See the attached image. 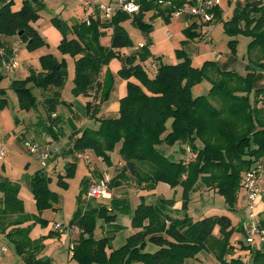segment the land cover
I'll use <instances>...</instances> for the list:
<instances>
[{
  "label": "trees",
  "instance_id": "trees-1",
  "mask_svg": "<svg viewBox=\"0 0 264 264\" xmlns=\"http://www.w3.org/2000/svg\"><path fill=\"white\" fill-rule=\"evenodd\" d=\"M138 14H116L111 20L90 19L68 26L55 18L51 22L62 39L57 47L61 55L74 59L72 93L75 96L94 94V102L109 99L113 78L106 72L101 82V71L111 57H119L118 49L132 45L123 22L145 32L150 29L144 21L145 14L154 12L168 23L172 14L180 9L184 0H137ZM13 0H0V48L5 37L17 38L29 52L47 44L30 23L39 16L41 6L36 0H25L17 12L12 11ZM215 20L220 9L214 10ZM201 26L202 24H198ZM194 21L184 35L188 39L201 38L194 31ZM224 33L233 38L243 35L250 39L247 45L246 75L219 67L205 61L201 67H193L184 51H176L178 63L161 64L153 78L144 68L135 65V56L124 58L118 75L136 82L127 83L126 95L119 100L116 117H97L96 108L88 101L86 113L98 123L96 130L83 129L69 136L68 154L92 152L107 166L112 165L110 154L117 151L119 170L107 182L108 189L133 184L139 191H151L158 184L171 189H182L181 217L170 213L174 206L171 199L147 204L144 197L134 209L131 219L133 234L124 245L114 249L111 238L96 239L94 231L99 221L113 223L118 213L128 209L127 198L112 197L108 205L94 206L79 203L68 228L79 232L73 240L71 259L75 264H185L187 260L200 261L201 254L214 259L217 264H264V243L259 248L238 245V225L234 226L227 215H211L193 220L186 213L191 193L199 189L214 191L221 196L228 210H234L237 196L243 188V175L258 165L264 166V91L257 87L264 73V2L244 0L238 3L233 17L223 22ZM107 29H112L110 48L100 43ZM70 36V37H69ZM231 49L236 40H230ZM40 70L31 71L22 80L11 82L10 89L18 96L19 109L30 111L36 108L37 98L33 88L47 90L60 88L67 74V63L53 55L40 57ZM11 72V71H10ZM261 73V74H260ZM0 75V83L2 81ZM210 84L207 96H195L193 88L201 81ZM263 95L258 100V96ZM47 96L50 106L48 118L54 114L56 96ZM261 103L262 106L257 105ZM7 105L6 92L0 88V111ZM58 121V118L52 122ZM181 145L180 158H174L175 145ZM177 147V146H175ZM76 163L64 165V174H58L56 183L68 188L74 176ZM51 177L43 169L31 175L27 186L30 190L36 214H26L19 198L21 186L5 177H0V233L13 245L14 252L25 264H50L47 258L39 257L42 242L53 236L32 240L31 228L48 221L42 219L45 210H56L59 195L49 188ZM89 179L82 180V191L86 195ZM100 224L102 228L103 225ZM264 229V219L259 218ZM55 225V224H54ZM54 227V226H53ZM241 231V230H240ZM242 232V231H241ZM157 249L147 252V245ZM236 250L246 251L251 263L245 262ZM236 252V253H235ZM230 253L237 254L229 256ZM246 255V254H245Z\"/></svg>",
  "mask_w": 264,
  "mask_h": 264
},
{
  "label": "rangeland",
  "instance_id": "rangeland-1",
  "mask_svg": "<svg viewBox=\"0 0 264 264\" xmlns=\"http://www.w3.org/2000/svg\"><path fill=\"white\" fill-rule=\"evenodd\" d=\"M237 2L233 0H221V3L219 5L221 18L220 20H215L212 22L211 25L205 26L203 29L207 31V35L210 38L208 41H199L196 40L198 38L194 39H188L184 35L183 30L188 27V22L185 19L186 17L184 15H180L177 17L173 22L171 23H164L160 20L158 21H152V24L154 25V32L149 34V30L142 32L132 26L130 22H127L124 24L125 29L127 30V34L129 38L132 40L131 42L134 43V45L139 44L138 46H148V49L141 50L140 52L133 53L129 55L130 51L129 49L132 48L133 44L129 47L124 48V52H122V55L119 57H111L108 65H106V68H109L110 62H113V65H118V70L121 65V61H124V58L129 56H135V62L138 61L139 64L144 67L145 72L147 73V76L149 78H153L154 71L156 70L157 66L162 63L165 65V63H172L175 60L174 53L176 51H184L188 57L191 59L192 63L196 67L202 66V64L205 61H212L219 65V67L223 69H227L228 71H233L236 74L240 76L246 75V65L249 63L248 57H247V45L250 41L249 38L243 36V35H237L233 38L227 36L223 31V22L230 20L237 7ZM53 13H57V11H54ZM58 15V14H56ZM61 21H67L69 19L68 13H63L60 15ZM196 22L197 24H200V22L196 20H192V22ZM157 23V24H156ZM50 24L52 22L50 21ZM53 25V24H52ZM51 25V26H52ZM208 29V30H207ZM199 31V30H198ZM166 32H169L171 37L167 38ZM203 36V35H201ZM110 36L108 34H103L100 38L101 44L105 48H110ZM236 40V47L234 49H231L229 46L230 40ZM174 46V48H172ZM174 49L171 53H169V49ZM37 50V49H36ZM129 50V51H128ZM58 51V50H57ZM1 52L3 50L1 49ZM59 52V51H58ZM5 53V52H4ZM24 53V52H23ZM5 54H0V57L4 58ZM67 56V72H69L70 67L72 66V63L74 62L73 59L68 55H62ZM158 56L161 57L162 61L160 62V59ZM128 57V56H127ZM20 60V59H19ZM22 61V60H21ZM24 61V60H23ZM2 65L3 68H0V72H3L6 70L5 60L2 59ZM156 63L151 67L152 63ZM20 64V61H19ZM151 67V68H150ZM159 67V66H158ZM107 72V70H106ZM105 72V73H106ZM116 73H114L115 76H117ZM9 74L12 76L13 79H22V75L20 74L19 67L16 70H13L9 72ZM261 74V73H260ZM263 79L259 82L257 87H261L264 91V73L261 74ZM117 79L113 78V86L116 87L113 90L110 91V95H112L114 92H116L119 89L120 82H125V94L127 92V83L128 81L126 78L118 75L116 77ZM73 83L69 79L68 75L66 74V78L64 80L63 85L60 88L56 89V102L54 104V109L56 112L60 114L63 118V124H70L71 121H73L72 116L67 117L65 115V109L67 106L75 105V109L79 114H82L85 110V106L87 104V100L91 101V103L94 104H101L100 98H97V102H94V93L90 92L89 96H75L72 93ZM193 94L198 96H207L210 91V84L207 81H201L193 88ZM33 94L36 96L37 99V106L36 108L30 110L29 112H24L21 109H19V100L16 93L7 88L6 92V99H7V105L6 107L1 111L0 113V145L3 146L5 151V157L3 159H0V177H5L9 180L16 181L21 186V191L19 193V197L23 201L24 211L26 214H36V208L34 205L33 197L28 189L27 183L31 177L36 171H39L40 169H43L40 160L37 156L30 155L25 143L30 142L31 139L27 138L28 141H25L22 143L20 140L21 134L26 132V124L28 123V120L32 118L30 117L33 112L38 114L39 110H46V106H44V103L42 100L44 98L46 99L47 96L52 97L51 95H40L39 92H44L45 90L39 89V88H33L32 89ZM54 94V95H55ZM263 95L258 96V100L262 98ZM89 98V99H88ZM79 99V100H78ZM85 99V102L84 100ZM87 99V100H86ZM73 100H78V102H74ZM67 102V103H65ZM83 102V105H80V103ZM80 106V107H79ZM258 107L262 106L261 103L257 105ZM29 113V114H27ZM4 116H6L5 122H4ZM60 125V123L58 124ZM84 128H91L92 126L90 123H87V126H83ZM5 131V133H4ZM8 134L7 137L9 139L5 140L4 137ZM31 134V132H30ZM65 134V133H62ZM36 141H40L39 137L36 135H32ZM63 137V138H62ZM58 136L59 142L55 143V146L58 148V153L54 154V158L57 159L55 163L57 164V167L53 170V163L51 164V160L48 161L47 167L44 168V171H47V175L51 177V181L49 184V188L56 192L59 195V203L55 205L57 208L56 210H45L41 213V218L48 221V224L45 226H42L40 224H36L31 228V231L29 233V237L32 240L39 239L42 237H47L48 232L51 231L54 224L59 225H69L70 221L72 220L74 212L78 208V204L81 202L83 204L87 203V199L85 197L84 192L82 191V180H86L89 178L91 173L88 172L86 165L84 164L83 160L80 158L79 160L72 156H65L66 147L64 146V140L66 139V136ZM3 138V139H2ZM64 140H60V139ZM37 144V143H36ZM177 146V147H175ZM175 150H178L176 153H172L174 158H180L182 153L179 152L181 145H175ZM65 156V157H64ZM116 155H113V169L111 171L103 170L106 168L105 164L102 163L97 157L92 155L90 159V167L93 169V177L92 182L96 180H101L104 175L106 174L110 179H113V177L118 173L119 170V160L116 161L115 157ZM77 161L76 167H75V173L72 178L69 180H66L68 183V188L66 190L61 189L57 183V175L62 173L64 174V165L67 163H73ZM264 160V159H263ZM103 168V169H102ZM114 171V172H113ZM106 172V173H104ZM89 186L92 184L91 181H89ZM128 195V209L126 212L118 213L116 217V224L118 226L123 225H129V219L127 218L128 214H133L134 209L136 206L140 203L141 197H144V201H146L147 204L149 203H158L161 199H171L174 200V202L182 201V189L180 187H177L176 189H171L165 184H158L153 190L151 191H139L138 188L133 187V184L131 183H122L121 187L114 188L112 190V197L116 196H122V195ZM189 197L192 198V203L188 205V210L192 212V214H196V216H200L201 213L204 211L210 212V215H227L231 218L232 223L234 226L238 225L241 221L246 220L249 218L251 214V210L248 207L247 200L245 199V192L244 190H240L237 201L234 207V210H228L227 205L225 204L223 198L219 195H217L214 191L211 190H205V189H199L198 191H195L190 194ZM111 198V197H110ZM191 201V200H190ZM261 201H264L263 199H258L256 202V208H254L253 213H258L257 207H259V203ZM101 203L100 200H94L91 199L89 201V204L91 206H94V204ZM180 212L182 214L185 213V211L182 209V204L180 205ZM179 212V213H180ZM173 215L177 213V211H173ZM187 213V210H186ZM261 214V215H260ZM264 211L257 214L258 219H263ZM199 218V217H198ZM102 224L101 221L98 222V226H96V230L102 231V228L99 227V225ZM112 224V223H111ZM103 225V224H102ZM106 225V224H104ZM103 225V226H104ZM237 232V238L240 243L238 245H248L246 242V235L240 231V228ZM94 231V232H95ZM99 231V232H100ZM95 237L99 238V234L95 232ZM129 235L127 231L117 232L116 236L113 240H111V246L113 248H118L124 245L126 241V237ZM0 240L3 243L4 246H6L9 254L13 251V247L10 244V242L7 241L5 237H2L0 235ZM46 239H49L46 238ZM51 244V243H50ZM48 247V246H47ZM253 248H259L257 241L254 245H252ZM52 247H48L45 251L47 254H50ZM157 248L155 246H152L151 244L147 245L146 251L147 252H154ZM237 253L246 252V251H239L236 250ZM235 252V253H236ZM14 253L12 252V255ZM15 257V255H13ZM242 259L247 262L251 263V256L248 254H241ZM65 262L69 264H75L74 261L70 260V254L67 252V257H65ZM140 264V263H135ZM185 264H217L214 259L211 257H208L205 254H201L200 261L197 260H187Z\"/></svg>",
  "mask_w": 264,
  "mask_h": 264
},
{
  "label": "crops",
  "instance_id": "crops-1",
  "mask_svg": "<svg viewBox=\"0 0 264 264\" xmlns=\"http://www.w3.org/2000/svg\"><path fill=\"white\" fill-rule=\"evenodd\" d=\"M24 1L25 0H13L12 11L13 12L19 11V9L21 8L22 3ZM36 1L41 6V9L38 11L39 18L35 22L30 23V26L35 31H37V33L40 35V37L44 40V42L47 45L44 46V47H41V48H39L37 50H34V51L29 52V51H27L25 49L24 45L21 44L20 41L17 38H14V37H5V38L2 39V47L3 48H0V49H2L5 52L4 53L5 56H3L4 58L0 57V68H3V65H2V62H1L2 59H4L5 61H7L12 56V52L15 51L17 53L18 61H20L19 70H20V74L23 76L22 79H24L27 76H29V74H30V72L32 70L33 71H39L40 70V61H39V59H40V57H43L45 55L51 54L57 60L64 59L66 61V63H67V60H66L67 59V56H62L57 51V47H58V45H59V43H60V41L62 39V36L57 31V29L52 24H50V21L52 19L57 18V19L60 20L59 17H61L60 16L61 14L68 13V15L70 16L69 19L67 21H63L68 26H71L75 22H83L85 19H88V20H90V19L104 20L102 18L101 14L98 13L97 11H95L94 9L85 10L82 7V4H81V2L79 0H72V1H66V0H36ZM233 1H235L237 3H242L244 0H233ZM263 2H264V0H263ZM54 11H57V13H53ZM56 14H58V15H56ZM182 15H184V14H182ZM184 16L186 17L185 19L188 22V27H190V25L192 23H194V22H192V20L194 18H190L187 15H184ZM176 18L177 17L171 16V18H170V20H169L168 23L173 22ZM220 18L217 19V20H220ZM154 20L155 21H157V20L159 21L160 20L161 22H163V20L160 17H155V13L152 12V11L151 12H148L147 14H145L144 21L147 24H149V26H150L149 34L150 33H153L155 31L154 28H153L154 25L152 24V21H154ZM194 20H196V19H194ZM127 22H130V21H126V22H123L121 24V26L124 29H125L124 24L127 23ZM200 24H202V23H200ZM211 24H202L201 26H199L197 24V27H195L194 31L197 32V33H199V34H201V35H203V36L201 38L196 39V40H199V41H201V40L202 41H205V40L208 41V40H210V38L207 35V31L204 30L203 28L205 26H208V25H211ZM186 29H184V30H186ZM184 30H183V32H184ZM125 31L127 32L126 29H125ZM104 34H108V36H110V38H111L112 29L105 30L104 31ZM165 36L167 38H170L171 37V35H170L169 32H166V35ZM132 44H133L132 48L129 49V50H131L130 53H129V55H131L133 53H136V52H140L141 50H144V49H148V46H142V47H140V46H138L139 44L134 45L133 42H132ZM172 48H174V46ZM172 48L169 49V53H171V56H172V51H174V49H172ZM116 52H118L119 56H121L122 55V52H124V48L123 49H118ZM129 55H127V56H129ZM174 55H175V53H174ZM158 58L160 59V62H161L162 61L161 57L158 56ZM73 61H74V59H73ZM176 63H178V60L176 59V56H175L174 62H172V63H165V65H174ZM137 64H139L138 61L135 62V65H137ZM154 64H157V62L156 63L155 62L152 63L151 64V67ZM161 64L162 63H160V65ZM160 65H158V66H160ZM67 66H68V64H67ZM122 66H123V62L121 61V65H120L119 70H121ZM158 66H157V68H158ZM192 66L193 67H196L193 63H192ZM157 68H156V70H157ZM106 70H107V72H109L111 74L112 78L117 79L116 77L118 76V73H119L118 65L117 66L116 65L114 66L113 65V62H110L109 68L103 67V69L101 71V77H100L101 82L104 79V75H105ZM156 70L154 71V75L156 73ZM117 71H118V73L116 74L117 76H115L114 73H116ZM0 75L3 78L2 81H1V83H0V88L1 89H4L5 92H7V88L10 89V86H11V82L12 81H14V80H22V79H13L12 76L9 74V72L7 70H4L3 72H0ZM67 75H68L69 79L71 81H73V78H74V62L72 63V66L70 67L69 72H67ZM120 76H122V75H120ZM122 77H124V76H122ZM126 80L128 82H133V83L136 82L133 78H129V79H126ZM115 88L116 87L113 86V90ZM39 93H40V95H44V96L45 95H54L56 93V89L53 87V88L47 89L44 92H39ZM125 95H126L125 94V82L121 81L120 82V85H119V89L117 91V94H116V92H114L112 95H110V97H109V99L107 101L102 102L96 108V114H97L96 116L97 117H103V118H105V117H116L118 115L119 108H120L119 100L121 98H123ZM195 96H198V95H195ZM86 97H88V96H86ZM37 100L39 101V104H40V99H37ZM78 100H76V101L73 100V101L74 102H78ZM83 100L85 102V99H83ZM89 101H90V99H89ZM42 102L44 103V106H46V110L45 109L44 110L40 109L39 112H38V114H36L35 112H33V114L30 117H28V118H32V119L28 120V123L26 124V127H25L27 129L26 132H24V133L21 134L20 140L22 141V143H24L25 141H28L27 138H29V139H31L30 142L37 143V144H43V143H54L55 144L56 142H59L58 136L59 137L66 136V139L65 140L62 139L63 137L60 140H64V146L66 147V150H68L69 149L68 148V145H69V142H70L69 141V136L73 132H75L77 130L78 131H82L83 129H86L87 127L84 128L83 126H87V123L88 122L92 126L90 128L91 130H96L98 128V123L94 119L89 118L87 116L86 106H85V110H84V112L82 114H79L77 112V110L75 109V105L74 106H71V105L67 106V108L65 109V115L68 118L72 116L73 121H71L70 124H66V123L63 124V122H62L63 121L62 116H60V114L58 112H56L55 110H54V114L51 115V119L48 118V111H47V109L49 108L50 103L45 98H44V100H42ZM65 103H67V102H65ZM87 103H88V100H87ZM80 105H83V102H81ZM94 105L96 106V104H94ZM0 113H1V111H0ZM27 114H29V113H27ZM56 118H58V121L52 122V120L53 119H56ZM3 119H4V122H5L6 116H4ZM59 123H60V125H58ZM87 129H89V128H87ZM30 132H31V134H30ZM4 133H5V131H4ZM62 133H65V134H62ZM33 134L36 135L37 137H39V139H40L39 142L34 139V137L32 136ZM7 136H8V134L4 137L5 140L6 139L7 140L9 139V137H7ZM0 142H2V141H0ZM118 149H119V146L115 149V151L113 153L110 154V158H111V161L112 162H113V158H112L113 155H116L115 156L116 157L115 158L116 161L119 160L118 153H117ZM65 154H66L65 156H72V157H75L78 160L81 158L83 160L84 164L86 165L88 172L91 173V175L93 177V175H94L93 169L89 165L90 159H91L92 155H94L92 152L85 151V152H82V153H79V154H77V153L68 154L67 151H65ZM54 157L55 156L53 154L51 156V158H50L51 164L52 163L54 164L53 167H52L53 170H54V168L57 167V164L55 163V161L58 159V158L55 159ZM98 159L102 163H104L100 158H98ZM74 163L77 164V161L75 160ZM105 166H106V168H104V169L102 168L103 170L111 171L113 169V165L107 166L105 164ZM57 168H59V167H57ZM104 173H106V172H104ZM60 174H62V173H60ZM91 175L89 176L88 179L92 182ZM10 181L16 182V181H13V180H10ZM97 181H99V179L96 180V181H94V182H92V183H96ZM20 191H21V189H20ZM116 197L117 198H121V197L122 198H127V200L129 201L127 193H126V195L116 196ZM111 198H112V192H111ZM111 198L105 199V200H100V202H101V204L108 205L110 203ZM192 198L193 197H189V203H188V205H190L192 203ZM263 198L264 197H262L261 199H263ZM94 200H97V199H94ZM181 204H182V201H179L177 203L174 202V206L171 208L170 213L171 214H174L173 211H177V213L174 216L181 217L182 216V213L179 211L180 210L179 207H181L180 206ZM187 208H188V206H187ZM257 209H258V211H257L258 213H261V212L264 211V201H261L259 203V207H257ZM187 215L189 217H191L193 220H195V219H199V218H202V217L209 216L210 215V212L208 213V211H204L203 213H201L200 216H198V215L196 216V214H192V212L187 209ZM132 216H133V214H132ZM132 216H131V214H128L127 215V218L129 219V222H130V224L128 226L127 225H123V224H122V226H118L116 224V219H115V221L112 224L110 223V224L104 225L102 227V231L96 230L95 232H97L99 234V236H100L99 238H101V237H107V238H111V240H113L114 237L116 236V233L117 232L120 233L122 231H127L129 233V235L127 237H129L135 231V230H133L131 228V219H132ZM263 219H264V214H263ZM97 226H98V224H97ZM99 227H100V225H99ZM50 232H54L53 228L51 229ZM50 232H48V234ZM95 232H94V237L96 235ZM78 234H79L78 230L76 228H73V231L69 235H67V236H65V235H59L57 232L53 236L49 235V239H45L42 242L43 250L41 251V254L39 255V257H43V258L49 259L50 260V264H64V262L66 260L65 257H67L68 245L70 243H72L73 240H76ZM0 235H2V237H5L1 233H0ZM96 239H98V238H96ZM7 241H8V239H7ZM47 246L48 247L49 246L52 247V249L50 251V254H47L46 251H45L48 248ZM12 247H13V245H12ZM114 249H117V248H114ZM12 252L14 253L13 255H15V257L12 255ZM12 252H11V254H9L6 246H4L3 243L0 240V264H25L24 261H23V259L14 252V249H13ZM239 254H248V252H241ZM233 255L236 256L237 254L230 253L229 256H233Z\"/></svg>",
  "mask_w": 264,
  "mask_h": 264
},
{
  "label": "built area",
  "instance_id": "built-area-1",
  "mask_svg": "<svg viewBox=\"0 0 264 264\" xmlns=\"http://www.w3.org/2000/svg\"><path fill=\"white\" fill-rule=\"evenodd\" d=\"M72 1V0H66ZM82 7L85 10L94 9L101 14L102 18L106 21L111 20L118 13H125L127 15L138 14L140 5L137 0H79ZM184 5L176 10L172 16L178 17L182 14L187 15L190 18H194L202 24H211L215 19L214 10L219 7L221 0H184ZM86 24H89V20H84ZM142 47V46H140ZM0 54H4V51ZM6 70L8 72L16 70L19 67V61L17 53L12 52V56L5 61ZM25 146L30 155L37 156L40 160V164L44 168L47 167V163L51 156L58 153V148L54 143L36 144L33 142H26ZM5 156V151L2 145H0V159ZM47 173V171H45ZM109 181L108 176L104 177L92 183L86 192L85 197L87 199L105 200L111 197V191L107 187ZM242 190L245 192V199L247 200L248 207L251 210L249 218L240 222V230L246 235V242L249 245H254L255 242L260 245L264 243V229L260 227L258 213H253L256 208V202L258 199L264 197V166L258 165L245 172L243 175ZM53 230L59 235H69L72 230L65 225L55 224ZM73 243L68 245V252L70 254V260L72 255ZM69 264V263H66Z\"/></svg>",
  "mask_w": 264,
  "mask_h": 264
}]
</instances>
